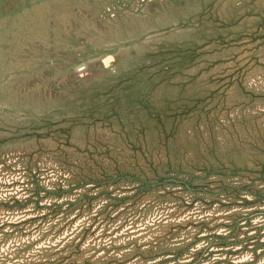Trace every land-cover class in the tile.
Segmentation results:
<instances>
[{
	"label": "rangeland",
	"instance_id": "1",
	"mask_svg": "<svg viewBox=\"0 0 264 264\" xmlns=\"http://www.w3.org/2000/svg\"><path fill=\"white\" fill-rule=\"evenodd\" d=\"M0 264H264V0H0Z\"/></svg>",
	"mask_w": 264,
	"mask_h": 264
}]
</instances>
